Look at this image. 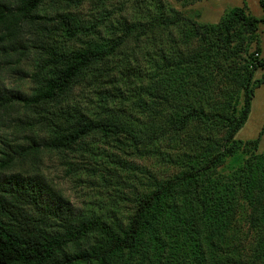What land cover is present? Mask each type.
<instances>
[{"label":"trees","instance_id":"16d2710c","mask_svg":"<svg viewBox=\"0 0 264 264\" xmlns=\"http://www.w3.org/2000/svg\"><path fill=\"white\" fill-rule=\"evenodd\" d=\"M45 1L0 0V55L3 60L18 57L14 65L22 56L32 60L31 69L18 70L20 78L29 81L28 90L0 86V264H226L232 260L215 257L222 254L221 235L232 226L239 195L256 209L262 225L251 258L264 264V150L230 165L227 176L214 173L239 152L241 142L234 136L247 120L254 88L264 84V72L253 81L254 72L264 70L260 47L243 66L239 106L229 112L227 106L216 105L210 114L190 104L176 107L170 119L176 132L195 120L204 128L221 125L222 139L197 141L202 150L194 154L188 170L166 180L153 178L147 192L136 194L134 211L121 226L102 213L76 212L39 171L41 154L74 150L95 132L137 149L143 141L132 126L113 113L93 117L66 103L67 98L92 73L87 87L97 85L99 107L106 108L120 89L112 69L96 66L128 38L144 36L154 24L179 27L181 19L120 23L113 36L87 39L81 47L68 49L64 41L87 35L96 25H84L64 9L39 13ZM57 1L68 8L82 0ZM259 5L264 13V0ZM246 8L245 3L230 8L215 24L193 21L183 27L186 42L198 38L197 49L160 66L162 76L146 92L164 103L179 101L193 72L214 65L233 42L230 52L249 45L264 16L247 14ZM257 142L258 137L244 145ZM233 262L229 264H238Z\"/></svg>","mask_w":264,"mask_h":264},{"label":"rangeland","instance_id":"374dc122","mask_svg":"<svg viewBox=\"0 0 264 264\" xmlns=\"http://www.w3.org/2000/svg\"><path fill=\"white\" fill-rule=\"evenodd\" d=\"M244 3L247 14L257 18L264 16L259 0H82L68 8H64V1L47 0L41 5L39 13L49 15L55 10L64 9L84 25L95 23L94 30L87 35L78 34L64 41L68 49L81 47L82 41L87 39L113 36L114 28L120 23H144L155 17H178L182 24L179 27L154 24L144 36L128 38L112 56L96 66L98 69H112L111 74L114 73L120 89L119 95L109 100L106 108L99 107L102 103L94 90L97 85L87 87L92 73L68 96L66 103L85 110L93 117H106L108 113H113L124 124L132 126L143 141L134 149L95 132L84 138L74 150L42 152L39 171L68 199L76 212L102 213L103 217L105 214L109 220L125 226L134 211L136 194L147 192L153 178L166 180L188 170L194 154L202 150L199 143L204 142L205 138L220 142L225 131L221 125L204 128L194 120L185 131L178 133L172 128L170 119L178 110L176 107L185 104L203 108L205 113L210 114L216 105L227 106L230 112L234 105L241 103L243 66L257 46L260 47L258 56H264L263 21L258 24L256 36L249 45L242 44L235 52H230L233 42L222 50L214 65L210 63L193 72L186 81L179 101L164 103L146 90L154 87L162 76L160 66L197 49L198 38L186 42L183 27H189L193 21L201 25L215 24L230 8L243 6ZM17 58L3 60L0 55V86L28 90L30 83L20 78L18 70L31 69L32 60L22 56L14 65ZM263 72L258 68L253 81ZM252 96L247 120L234 136L241 142L239 152L228 156L225 163L215 169L216 175L227 176L230 165L234 166L264 150V84L254 88ZM18 110L22 111L21 108ZM257 137L256 145H244ZM122 140L127 141L124 137ZM235 203L232 226L221 235L224 241L222 254L217 253L215 258L223 262L232 260L226 264L233 261L238 264H260L251 258L252 247L263 231L256 209L240 195Z\"/></svg>","mask_w":264,"mask_h":264}]
</instances>
